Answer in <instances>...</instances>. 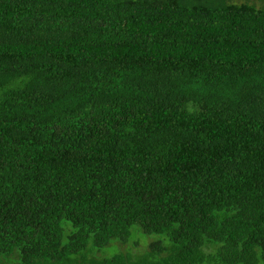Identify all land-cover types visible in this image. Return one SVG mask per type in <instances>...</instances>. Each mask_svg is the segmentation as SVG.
<instances>
[{
  "label": "trees",
  "instance_id": "16d2710c",
  "mask_svg": "<svg viewBox=\"0 0 264 264\" xmlns=\"http://www.w3.org/2000/svg\"><path fill=\"white\" fill-rule=\"evenodd\" d=\"M0 264H264V0H0Z\"/></svg>",
  "mask_w": 264,
  "mask_h": 264
},
{
  "label": "rangeland",
  "instance_id": "374dc122",
  "mask_svg": "<svg viewBox=\"0 0 264 264\" xmlns=\"http://www.w3.org/2000/svg\"><path fill=\"white\" fill-rule=\"evenodd\" d=\"M260 2L257 1V4ZM120 248H116V245L114 247H110L109 249H106L103 254H105L107 257L114 255L115 253L119 252Z\"/></svg>",
  "mask_w": 264,
  "mask_h": 264
}]
</instances>
